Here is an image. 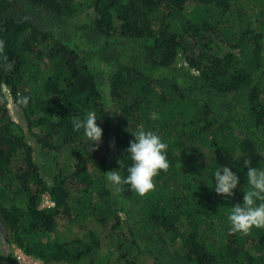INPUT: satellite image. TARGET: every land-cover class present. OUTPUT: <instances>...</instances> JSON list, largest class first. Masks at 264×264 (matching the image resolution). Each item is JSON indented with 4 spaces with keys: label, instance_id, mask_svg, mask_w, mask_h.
I'll list each match as a JSON object with an SVG mask.
<instances>
[{
    "label": "trees",
    "instance_id": "1",
    "mask_svg": "<svg viewBox=\"0 0 264 264\" xmlns=\"http://www.w3.org/2000/svg\"><path fill=\"white\" fill-rule=\"evenodd\" d=\"M0 42V264H264V229L227 221L264 167V0H0ZM137 126L168 145L144 196L106 179Z\"/></svg>",
    "mask_w": 264,
    "mask_h": 264
},
{
    "label": "clouds",
    "instance_id": "2",
    "mask_svg": "<svg viewBox=\"0 0 264 264\" xmlns=\"http://www.w3.org/2000/svg\"><path fill=\"white\" fill-rule=\"evenodd\" d=\"M0 46H2V42H0ZM104 106L109 110L115 108L110 101H106ZM149 118L157 120L159 113H151ZM98 119H102V117L95 110H89L84 118L73 117L71 120L73 131L83 130V137L91 151H94L102 143L103 129L97 123ZM128 131L133 139L125 149L131 161L126 168L127 174L121 175L120 170H112L106 172V179L118 189L122 185H127L138 195L144 196L154 189V177L169 168L168 145L156 131L143 126H137ZM244 165L248 187L246 190L243 189L242 203L231 206L227 221L230 225V232L247 234L253 227L264 229V167L252 166L250 160H245ZM213 178L215 192L226 197L234 196V190L237 189L241 181L240 176L227 166H219L214 170L211 185Z\"/></svg>",
    "mask_w": 264,
    "mask_h": 264
},
{
    "label": "built area",
    "instance_id": "3",
    "mask_svg": "<svg viewBox=\"0 0 264 264\" xmlns=\"http://www.w3.org/2000/svg\"><path fill=\"white\" fill-rule=\"evenodd\" d=\"M44 201H46L45 204H47L48 206L53 205V203L46 197H44ZM14 255L16 256L17 261L21 264H40L37 260L28 258L20 249L15 248Z\"/></svg>",
    "mask_w": 264,
    "mask_h": 264
},
{
    "label": "rangeland",
    "instance_id": "4",
    "mask_svg": "<svg viewBox=\"0 0 264 264\" xmlns=\"http://www.w3.org/2000/svg\"><path fill=\"white\" fill-rule=\"evenodd\" d=\"M14 119H18L19 120V122H20V124L24 127V129H25V125H24V120H23V118H22V116H21V114H18L17 116H14ZM26 130V129H25ZM27 138L31 141L32 140V138L30 139V136L27 134ZM36 156H37V158H38V162L41 164V166H42V163H43V159L42 158H40L41 156L39 155V153H38V150H37V154H36ZM46 198H48V197H46ZM47 200V199H46ZM45 203H46V201H44V199H43V203L41 202V207L42 206H44L45 205ZM108 246L106 245V247L104 248V249H106ZM15 249V248H14Z\"/></svg>",
    "mask_w": 264,
    "mask_h": 264
}]
</instances>
